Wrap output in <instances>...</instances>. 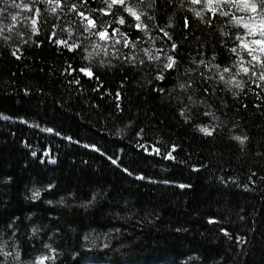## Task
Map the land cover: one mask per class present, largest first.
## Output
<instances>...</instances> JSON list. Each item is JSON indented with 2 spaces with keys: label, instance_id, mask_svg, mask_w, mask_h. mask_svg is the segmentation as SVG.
Returning <instances> with one entry per match:
<instances>
[{
  "label": "trees",
  "instance_id": "obj_1",
  "mask_svg": "<svg viewBox=\"0 0 264 264\" xmlns=\"http://www.w3.org/2000/svg\"><path fill=\"white\" fill-rule=\"evenodd\" d=\"M159 3L163 6L155 20L144 22L150 29L157 23L164 27L172 17L174 26L166 30L182 45L180 80L188 78L184 69L194 67L192 59L211 60L213 51L212 63L221 65L219 74L224 80L215 68L201 65L191 74L192 88L186 93L175 87L177 73L158 81L149 63L132 67L123 62L130 51L143 57L139 49L160 47L162 33L155 29L137 41L136 49L115 44L120 59L114 58L112 39L91 37L108 51L107 56L101 52L92 60L98 81L80 73L62 75L68 64L78 67L87 62L46 37L55 32L69 43L83 40L80 17L67 8L53 14L43 4L38 5L42 8L39 17L11 7L0 14L4 29L0 32V244L14 242L22 264L38 262L41 256L54 257L44 264H264V80L259 78L257 61H253L257 76L237 71L239 64L247 67L251 57L238 47L236 34L245 41L251 37H244V29L228 17L213 18L206 12H202L204 19L196 17L189 7L201 11L203 6L190 5V0ZM4 6L0 2V8ZM102 6L103 0H91L88 5ZM140 11L153 15L150 9ZM229 11L244 21L251 15L236 7ZM17 12L20 15L13 22L9 13ZM184 16L192 25L187 42L180 35ZM11 24L15 27L9 30ZM33 27L39 29L37 34L32 33ZM5 36L10 39L6 41ZM36 40L42 42L39 47ZM234 46L242 60L228 51ZM201 50L203 57L198 55ZM13 51L19 59L11 55ZM89 51L95 50L89 46ZM257 55L264 58L262 53ZM101 58L111 64L101 66L97 63ZM225 66L231 68L229 73L222 72ZM199 72L214 78L204 83ZM232 76L236 79L231 80ZM73 77L80 84L69 83ZM236 81L244 87H235ZM161 85L165 91H156ZM204 87L211 94L203 93ZM188 95L198 102L193 107L198 113L195 122L216 126L212 136L180 117L179 108L192 107ZM117 104L122 111L116 109ZM205 111L214 118L199 115ZM140 129L142 136H137ZM234 136L248 139L241 146ZM144 143L162 151L175 144L176 159L149 155L139 146ZM92 144L101 151L85 147ZM103 153L119 157L118 165ZM124 167L132 174L123 172ZM251 172L256 173L254 184L248 180ZM140 175L145 179H138ZM49 183L52 189L47 188ZM34 190L40 191L36 200L29 198ZM89 200L92 203L83 207ZM210 217L220 223L209 224ZM14 218L18 227L9 229L7 224ZM33 226L40 228L35 237ZM221 227L233 239L221 233ZM237 235L246 237V242L236 244ZM7 264L17 262L8 258Z\"/></svg>",
  "mask_w": 264,
  "mask_h": 264
},
{
  "label": "snow or ice",
  "instance_id": "obj_2",
  "mask_svg": "<svg viewBox=\"0 0 264 264\" xmlns=\"http://www.w3.org/2000/svg\"><path fill=\"white\" fill-rule=\"evenodd\" d=\"M0 2L5 5L3 8H0V14L7 12L8 8L11 7L27 10L35 17H39L42 12V8L38 5L43 4L47 6V11L53 14L57 13L58 8L61 11H63L64 8H67L69 13L80 17V27H82L83 30L79 32V36L83 37V40L78 39L73 43H69L68 40L58 38L55 32L50 33V35L46 37L51 43L57 46H62L63 49L72 52L74 55L80 54L81 60L87 62L86 64H82L78 67H73L72 64H68L67 68H65L61 73L62 75L65 73L68 75H72L73 73H80L84 77L95 79L98 81L99 77L95 74L92 68V60L95 57H98L101 52H103L104 56H107L108 51L107 46L101 45L98 41H92L91 37H99V40L101 41L109 38L112 39L114 58L120 59V52L118 49H115V44H121L123 47L136 49L137 41H140L142 39V36H149L152 29H155L158 33H162V35L159 36V39L163 42L160 47H157L155 51L147 47L139 49V51L143 52V57H138L134 52L130 51L127 55L123 56V62L130 64L132 67H135L137 63L141 66L149 63L150 66H152V74L154 76V79L158 81H166L167 76L171 75L172 73H177V83L175 87L183 90L186 93L189 91V89L192 88L193 81L191 79V74L198 72L201 65H203L206 69L210 67L215 68L217 74L221 72V65L212 63V61L216 59V53L215 51H213L211 60L206 61L205 59H192L191 65H194V67L189 66L184 69V75L188 78L183 81L180 80L179 69L182 61L181 59H178V55L182 45L178 42L177 39L174 38L175 34L173 32H169L166 30L174 26L172 17L168 18L169 22L164 27H160L157 23L154 24L150 29L149 24L144 22L145 19L155 20V13H158L163 6L159 3V0H149L147 4L144 3V0H137V2L135 3H131L130 0H103V6L100 8H89L88 5L91 3V0H75V2H69V0H29V3H18L17 0H0ZM165 3L171 4L173 3V0H165ZM190 5L203 6L201 11H196L195 9L189 7V11H192L194 15L196 17H199L200 19H204L202 12H206L213 18L218 15L228 17L229 22H235L238 27L244 29V37H251V39L248 41L241 39L239 32L236 34V39L240 41L238 47L242 51H246L247 56L251 57V59L248 61L247 67H245L243 64H239L237 71L239 72L240 70H242L244 75H248L249 73H251V76L255 77L257 76V72L255 71L256 66L255 64H253V61H257L260 64L261 69L259 78L261 80H264V58H261L257 55V53L264 54V0H190ZM231 7H236L239 11L247 12L251 15H249L247 21H244L243 17H237L234 14H230L229 10L231 9ZM141 8L150 9L153 15H149L148 11H140ZM95 13H100L101 15L97 16L95 15ZM9 15L11 17V20L15 22L17 20V16H19L20 13H9ZM108 16L113 17V19L111 21L104 19V17ZM32 22L33 25H35L36 19H33ZM2 23L3 21L0 20V24ZM72 23L75 24L76 21L74 20L72 21ZM117 25L129 29H134V31L131 33H129L128 31H121V28L117 27ZM7 27L9 28V30H11L15 27V25L11 24ZM53 27H57V25L54 24ZM191 27L192 25L190 18L188 16H184L182 18V28L180 35L185 42L189 40V36L187 35V33L191 32ZM3 30V28H0V32H3ZM31 31L33 34H37L39 32V29L33 27ZM85 33H87V35H85ZM71 34L72 29L71 27H69V35L71 36ZM20 35H23V33H21ZM116 35H119L121 39H115ZM225 35H228V33H225ZM192 38L200 43L201 47L203 48V43L202 41H200V38L195 37L194 34ZM4 39L7 41L8 39H10V37L5 36ZM152 40L155 41L156 37H152ZM84 41H88V43L85 44ZM34 43L37 47H39L42 42L36 40L34 41ZM89 46L95 51H89ZM165 48H167V50H165ZM228 51L236 54L241 60L243 59V57L240 56V53L237 52V47H231L228 49ZM84 53H86V55H84ZM11 55L17 59L20 58L17 55L16 51L11 52ZM198 55L203 57L205 55V52L201 50L198 52ZM97 63L103 66L105 63L111 64V60L106 62L103 58H101L97 61ZM230 71L231 68L228 66H225L222 69L223 73H229ZM199 76L201 81H203L204 83H207L209 80L214 78L213 76H207L204 72H199ZM219 79L224 80L222 74H219ZM235 79V76L231 77V80ZM69 83L80 84V80L73 77V79L70 80ZM149 83H151V81H149ZM225 83H230V81H225ZM235 87L243 88L244 84L242 81H236ZM98 90L99 88L93 89V91ZM155 90L158 92H164L165 88L163 87V85H161ZM203 93L211 94L208 87L203 88ZM237 94L238 93L235 92L233 93L234 96H236ZM116 96L117 98L119 97V92L116 93ZM177 99L179 100L180 97L177 96ZM187 99L189 102H191L192 107H190L188 104H185L184 107L178 109L179 115L183 119L184 123L191 124L194 128H196L197 131L203 133L206 136H212L214 134L216 126L196 123L195 121L198 113L193 111V107L198 102L196 100H193L192 95H188ZM200 102H204V100L202 99ZM116 109L118 111H122L119 104L116 105ZM199 115H203L204 117H213V114L207 111L199 113ZM44 130L48 132L55 131V129L53 128H45ZM143 131V129H140L136 133V135L142 136ZM60 134L61 133L56 132V135ZM65 138L69 140L72 139L71 137ZM233 139L238 141L240 145L243 146L248 137L234 136ZM76 142L79 143V141ZM139 146L145 151V153L149 155H157L161 156L164 159H170L173 161L176 159V157L173 155V152L177 147V145L175 144L171 145L170 150L165 149L164 151H162L160 147L150 145L148 143L140 144ZM85 147H90L98 152L101 151L95 144L85 145ZM32 154L34 156L36 155L35 152H33ZM103 154L107 155V153ZM107 158L112 162V164L118 165L119 157L113 158V155H107ZM122 171L128 173L129 175L132 174L126 167L122 168ZM255 176L256 173L251 172L248 177V180L253 184L255 183V181L253 180V177ZM137 178L145 179L143 175H140ZM261 179H264V177H261ZM164 183L170 182L164 181ZM178 186L180 188L191 187V185L185 184H179ZM245 187H247V185H245ZM47 188L52 189L53 185L49 183L47 185ZM39 197L40 191L34 190L31 197L29 198L32 200H36ZM94 199L95 196H93V200ZM61 202H63V198ZM48 203L51 204L52 201H48ZM91 203L92 200H89L85 205L82 206L87 207ZM15 219L18 218H14L13 220L8 222L7 227L9 229H15L18 227L15 223ZM240 219L243 220L244 217L241 216ZM208 223L216 224L220 223V221H218L214 217H210L208 219ZM180 230L181 229L179 228L176 229V231ZM39 231V227L33 226V237H35V235ZM219 231L229 239H233L232 235L226 228L221 227ZM12 236H15V231L12 232ZM234 242L236 244L246 242V237L237 235ZM44 247L47 248L49 247V245H44ZM8 248L12 250L6 251L5 249ZM52 251L55 252V249H52ZM19 256L20 252L15 248L14 242L13 244H8L7 242L0 244V257H4V259H0V264H7L8 258L16 261L17 264H22V262L19 261ZM49 259H54V257L41 256L38 262L33 261L32 264H44V262Z\"/></svg>",
  "mask_w": 264,
  "mask_h": 264
}]
</instances>
